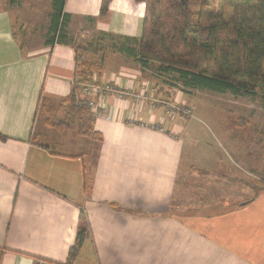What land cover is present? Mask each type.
Here are the masks:
<instances>
[{"label":"crops","instance_id":"0c3cea01","mask_svg":"<svg viewBox=\"0 0 264 264\" xmlns=\"http://www.w3.org/2000/svg\"><path fill=\"white\" fill-rule=\"evenodd\" d=\"M101 2L64 0L61 44L26 50L0 0V264H264V159L231 148L241 144L234 137L198 138L191 119L182 128L133 96L101 99L106 111L93 123L101 142L48 124L72 93L85 100L74 85L78 49L94 35L112 45L89 80L169 95L165 78L118 47L139 39L144 3L110 0L101 15ZM231 154L248 170L236 171Z\"/></svg>","mask_w":264,"mask_h":264},{"label":"trees","instance_id":"16d2710c","mask_svg":"<svg viewBox=\"0 0 264 264\" xmlns=\"http://www.w3.org/2000/svg\"><path fill=\"white\" fill-rule=\"evenodd\" d=\"M144 3L142 30L138 40L119 41V50L134 58L142 69H152L170 87L179 86L183 93L210 91L214 93H245L264 97V0H135ZM64 0H52L53 14L49 43L61 44L67 16ZM110 0H102L100 14ZM199 3L196 11L190 3ZM221 2L229 14H223ZM13 3V0H9ZM104 37L79 47L78 74L74 85L89 81L91 73L101 71L106 56ZM82 55L96 58L93 65ZM91 81V80H90ZM177 89V88H176ZM85 104L72 93L48 111V124L101 142L102 136L93 128L95 119ZM80 231L69 251L70 259L84 239Z\"/></svg>","mask_w":264,"mask_h":264},{"label":"rangeland","instance_id":"374dc122","mask_svg":"<svg viewBox=\"0 0 264 264\" xmlns=\"http://www.w3.org/2000/svg\"><path fill=\"white\" fill-rule=\"evenodd\" d=\"M4 2L10 10L12 9L14 11V27H16L20 32V38L26 50L37 45L42 46L44 41L50 39L51 16L53 14L52 0H13V3H9V0H4ZM217 5L218 9L222 11L223 14H227L228 16L229 10L224 9L221 2H218ZM198 6L199 3L197 2L190 3V8L193 11H196ZM66 33L68 32H65V34ZM78 35L79 34H76V39L79 38ZM98 37L99 36L96 35L92 37L90 36L87 41L83 42V45L92 42ZM103 39L106 43V48L109 49V46L112 45L109 42L110 40H108V38ZM111 42L113 43L114 41L111 40ZM93 58L96 60L95 57ZM149 72V74H156L152 69H150ZM95 75L97 76L96 72ZM165 79L169 80L171 85H173V81H176L170 78ZM176 88L177 90H173L172 87H169L170 92L167 98L163 96L159 98L155 95L156 102L160 101V103L155 104L154 106L162 111L161 114L163 116L169 117L173 123H175L176 120L180 121L178 125L182 126V128L184 126V122L191 119V122L198 126V132L200 133L198 138L205 137L207 131L212 134L211 136H215V133L218 135V132L222 131L224 134L220 136H224L228 139L230 137H234L237 141L241 142L239 145H230L231 148L236 147L238 153L242 154L243 152H246L247 156H249L250 153H253L264 159V97L260 95L251 96L245 93L234 94L225 92L223 94H219L206 90H195L194 92L191 91L186 93L187 97H191L189 98L191 99L190 104V101H185L187 98L186 96L185 98H177V96H181L182 94L180 95L178 92L179 86H176ZM116 99L123 100L122 98ZM176 100L183 102L190 107L191 116L179 118V115L176 112L169 110L166 105H162L165 102H172L176 105ZM178 108L179 107L176 108V111ZM246 120L249 122V126H245L244 128ZM201 130L204 135L201 134ZM186 143L188 146L191 145L190 140H186ZM223 147L227 148V146ZM233 157L232 167L236 171L241 169L248 170L242 165V163H244V156L240 157L239 162L236 157L234 158L237 162L233 159ZM92 158L93 156L91 155V159ZM91 162H93V159ZM252 182L258 185H256V193L261 189L259 188L261 179L258 177V180L255 179ZM235 200L236 202L238 201L236 196H233L231 201Z\"/></svg>","mask_w":264,"mask_h":264},{"label":"built area","instance_id":"2783aa9c","mask_svg":"<svg viewBox=\"0 0 264 264\" xmlns=\"http://www.w3.org/2000/svg\"><path fill=\"white\" fill-rule=\"evenodd\" d=\"M57 39L54 40L53 46L57 45ZM144 89L141 94H133L129 88H121L116 83L113 82H105V83H99L96 81H87L80 83V90L85 96V104L88 106V108L93 113H103L105 110L104 104L101 103V99L106 95H111L115 98H127V96H133L136 100L135 104H143V101H149L152 105V107L155 104H159L160 101L155 100L154 97L151 95H146L147 86H143ZM176 105L172 102H165L162 105H166L169 110H173L179 115V118H185L191 116V109L188 107L185 103L179 102L178 100L175 101ZM155 107V106H154ZM179 107L176 111V108ZM127 119V123H133V119L131 116ZM139 124L143 125L142 122ZM146 127H149L151 129L158 130L159 127L155 124L145 125ZM34 264H45L42 260H36L34 261ZM65 264V263H63Z\"/></svg>","mask_w":264,"mask_h":264}]
</instances>
